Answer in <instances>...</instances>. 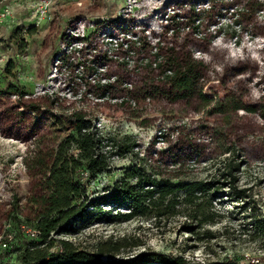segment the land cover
<instances>
[{"label":"rangeland","instance_id":"rangeland-1","mask_svg":"<svg viewBox=\"0 0 264 264\" xmlns=\"http://www.w3.org/2000/svg\"><path fill=\"white\" fill-rule=\"evenodd\" d=\"M210 1H0V264H20L23 230L27 235L32 228L26 218L39 210L32 200L43 193V173L59 145L75 134V114L114 144H136L127 157L112 159L108 173L79 174L91 196L114 191L134 168L173 183L210 181L232 159L241 162L239 188L250 190V208L264 219V11L240 21L236 44L230 36L236 6L198 30L183 25L194 3L203 9ZM214 3L218 13L221 0ZM172 48L204 63L209 105L162 95L152 64ZM227 190L213 199L221 217L200 235L177 216L115 220L54 237L94 251L102 240L127 236L142 243L134 254L181 256L190 264H264V238L253 239L245 227L251 210H241ZM204 230L218 238L208 240ZM60 250L56 243L51 252Z\"/></svg>","mask_w":264,"mask_h":264},{"label":"trees","instance_id":"trees-1","mask_svg":"<svg viewBox=\"0 0 264 264\" xmlns=\"http://www.w3.org/2000/svg\"><path fill=\"white\" fill-rule=\"evenodd\" d=\"M210 2V6L203 9L194 3L183 25L198 30L205 23L209 25L214 17L222 18L224 8L236 6L231 13L230 34L236 38V44L240 43V21L243 18L250 20L264 11V0H221L218 13H214L217 4L214 0ZM242 2L246 3L242 5ZM222 29L219 27V31ZM34 33V28L28 32L29 35ZM152 65L159 72L160 90L165 98L171 101L200 99L209 105L210 100L203 89L206 67L202 61L172 48ZM12 87L14 92L19 93L18 88ZM73 123L75 134L59 145L51 167L43 173V193L32 200L39 210L33 218H26L25 222L39 231L40 238L32 240L23 230L22 244L18 248L20 264H190L181 256L150 251L134 254L142 243L133 237L111 236L97 244L94 251H86L54 235L75 236L95 224L115 220L130 221L141 217L162 221L177 216L186 217L188 232L200 235L197 231L202 226L214 224L221 217L213 206V199L222 195L221 189H228L226 196L231 201L241 203V210H251L250 216H245L248 221L245 227L253 231V239L264 238V219L250 208V190L238 185L241 162L232 159L226 160L219 174L210 181L173 183L169 178L159 179L134 168L116 182L114 191L97 198L91 196L82 182L84 178H79V174L85 171L94 178L108 173L112 159L127 157L136 144L128 139L114 144L82 114H75ZM227 151L232 154V150ZM15 221L21 224L20 220ZM201 234L206 235L208 240L218 238V234L210 230H204ZM56 243L61 250L54 254L51 250Z\"/></svg>","mask_w":264,"mask_h":264},{"label":"built area","instance_id":"built-area-1","mask_svg":"<svg viewBox=\"0 0 264 264\" xmlns=\"http://www.w3.org/2000/svg\"><path fill=\"white\" fill-rule=\"evenodd\" d=\"M47 5V4H46ZM27 236L30 238V239H32V240H39V238H40V233H39V231L37 230V229H35V228H28L27 229ZM7 241V242H6ZM6 241H4L3 242V246H4V248H6V249H9L10 247H11V245H10V241H8V240H6ZM260 261H258V263H259Z\"/></svg>","mask_w":264,"mask_h":264}]
</instances>
